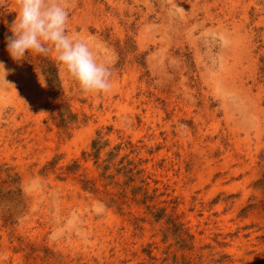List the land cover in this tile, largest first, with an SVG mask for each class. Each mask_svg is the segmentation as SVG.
<instances>
[{
  "label": "rangeland",
  "instance_id": "rangeland-1",
  "mask_svg": "<svg viewBox=\"0 0 264 264\" xmlns=\"http://www.w3.org/2000/svg\"><path fill=\"white\" fill-rule=\"evenodd\" d=\"M63 3L112 87L12 60L0 0V264H264V0Z\"/></svg>",
  "mask_w": 264,
  "mask_h": 264
},
{
  "label": "clouds",
  "instance_id": "clouds-1",
  "mask_svg": "<svg viewBox=\"0 0 264 264\" xmlns=\"http://www.w3.org/2000/svg\"><path fill=\"white\" fill-rule=\"evenodd\" d=\"M14 19L3 22L6 51L17 63L26 54L52 57L78 82L84 92L106 93L112 84L110 68L99 62L87 40L68 30L69 12L63 0H16ZM2 15V14H0ZM0 69L6 74L3 62Z\"/></svg>",
  "mask_w": 264,
  "mask_h": 264
},
{
  "label": "trees",
  "instance_id": "trees-1",
  "mask_svg": "<svg viewBox=\"0 0 264 264\" xmlns=\"http://www.w3.org/2000/svg\"><path fill=\"white\" fill-rule=\"evenodd\" d=\"M40 59L41 60L39 62V67L43 70L44 74L47 76L51 89H53L56 92V94H58L61 90V87H60V83H59V79L57 75L58 70H57L55 63L46 57H41ZM97 144H98V141H93V148L97 147ZM108 168L109 166H106L102 173V176L105 178L113 179L117 174L124 173V172L127 174L131 172V170H126V167H119L116 169L115 175L107 176L106 170ZM129 180L133 181L134 179L132 177H129Z\"/></svg>",
  "mask_w": 264,
  "mask_h": 264
}]
</instances>
